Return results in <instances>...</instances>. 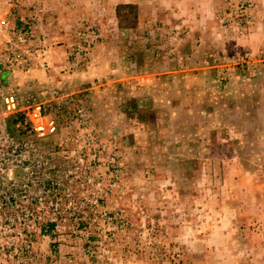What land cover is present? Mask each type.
<instances>
[{
	"label": "rangeland",
	"instance_id": "374dc122",
	"mask_svg": "<svg viewBox=\"0 0 264 264\" xmlns=\"http://www.w3.org/2000/svg\"><path fill=\"white\" fill-rule=\"evenodd\" d=\"M201 2L214 9L211 19L196 13L207 18L201 39L186 28L190 13L185 25L165 14L137 33L136 6L115 10L108 38L99 18L80 16L68 46L79 80L71 87L27 76L37 65L38 0L19 25L0 14V43L33 20L29 68L12 76L18 94L44 100L58 90L82 104L104 150L97 175L115 182L102 183L108 195L96 206L79 203L85 189L66 192L74 203L57 207L66 218L53 233L40 232L45 220L0 219V264H264V0ZM73 121L61 133L74 136Z\"/></svg>",
	"mask_w": 264,
	"mask_h": 264
},
{
	"label": "built area",
	"instance_id": "2783aa9c",
	"mask_svg": "<svg viewBox=\"0 0 264 264\" xmlns=\"http://www.w3.org/2000/svg\"><path fill=\"white\" fill-rule=\"evenodd\" d=\"M32 27L30 19L19 28H9L0 43V219L45 220L40 232L48 234L57 229L53 222L66 218L57 207L74 203L65 199L66 192L75 197L79 189H85L86 197L79 203L96 206L108 195L102 183L112 187L115 182L110 173L97 175L104 166V150L82 104H73L71 95L58 90L48 91L44 100L22 97L13 85L16 68H29L26 56ZM90 34L80 52L95 40L96 33ZM9 117H13L10 122ZM70 120H74L70 127L76 131L74 136L61 133L69 130L65 122ZM44 138L50 140L39 143ZM23 205L28 211L20 208Z\"/></svg>",
	"mask_w": 264,
	"mask_h": 264
},
{
	"label": "crops",
	"instance_id": "0c3cea01",
	"mask_svg": "<svg viewBox=\"0 0 264 264\" xmlns=\"http://www.w3.org/2000/svg\"><path fill=\"white\" fill-rule=\"evenodd\" d=\"M187 1H189L188 6H184L185 0H38V6L42 8L43 15L39 18L37 25V44L35 45L37 65L32 71H29L27 76L34 79L38 84L49 87H71L77 85L79 80H76L78 78L75 74L78 72H71L67 61L68 46L70 45L71 34L76 29V22L80 16L99 18L98 23L104 27L105 34L103 37L108 38V36H111L112 31H118L117 23L115 22V10L119 5L136 6L138 13L137 33L146 31L152 18L153 20L162 18V15L165 14V17L177 19V22H172L173 20H171L172 24H178L177 26L185 25L186 22H183L184 13H190L194 17V22H191L194 26L186 28H189L190 31H196L192 34L193 37L199 38L200 35L201 39L200 33H202L203 29H201V26L204 25V21L207 18H200L196 13H209L208 17L211 19V13L214 9L211 5L202 3L201 0ZM190 1L193 5L190 4ZM16 2L17 7L12 5L10 0H0V14H15L12 20H15V23L19 25V21L27 15V9L25 8L30 6V0H16ZM206 6L209 9L203 8ZM146 12H148V15H146ZM113 19L114 27L110 25ZM211 24L213 25V23ZM111 39L109 37V44L113 42ZM103 44L99 43L92 50L88 67V70L91 69L92 72L97 65L95 59H101L98 51ZM83 74L80 77H83V79L89 78V74L84 76Z\"/></svg>",
	"mask_w": 264,
	"mask_h": 264
},
{
	"label": "trees",
	"instance_id": "16d2710c",
	"mask_svg": "<svg viewBox=\"0 0 264 264\" xmlns=\"http://www.w3.org/2000/svg\"><path fill=\"white\" fill-rule=\"evenodd\" d=\"M127 7H130V6H124V5H122V6H118L117 8H116V17H118V15H119V10L120 9H122V8H127ZM131 8V7H130ZM136 20V18L134 17V21Z\"/></svg>",
	"mask_w": 264,
	"mask_h": 264
}]
</instances>
